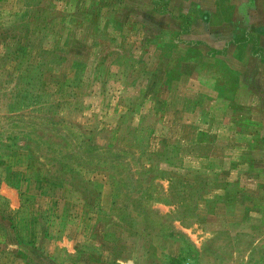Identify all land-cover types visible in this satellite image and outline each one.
<instances>
[{
	"label": "rangeland",
	"instance_id": "obj_1",
	"mask_svg": "<svg viewBox=\"0 0 264 264\" xmlns=\"http://www.w3.org/2000/svg\"><path fill=\"white\" fill-rule=\"evenodd\" d=\"M0 264H264V0H0Z\"/></svg>",
	"mask_w": 264,
	"mask_h": 264
}]
</instances>
